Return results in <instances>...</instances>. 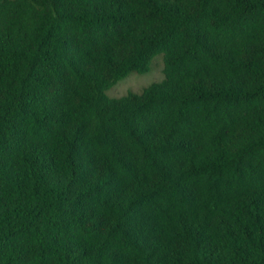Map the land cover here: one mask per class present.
<instances>
[{
  "label": "trees",
  "instance_id": "1",
  "mask_svg": "<svg viewBox=\"0 0 264 264\" xmlns=\"http://www.w3.org/2000/svg\"><path fill=\"white\" fill-rule=\"evenodd\" d=\"M0 264H264V0H0Z\"/></svg>",
  "mask_w": 264,
  "mask_h": 264
},
{
  "label": "rangeland",
  "instance_id": "2",
  "mask_svg": "<svg viewBox=\"0 0 264 264\" xmlns=\"http://www.w3.org/2000/svg\"><path fill=\"white\" fill-rule=\"evenodd\" d=\"M157 61H159V59H157ZM161 69H162V61H161V65L160 64L158 66L156 65L150 72L146 74H138V73L131 74L126 79L120 81L111 90H109L108 96L114 99H119L130 92L141 94L142 90L145 87L153 83H160L164 80V75Z\"/></svg>",
  "mask_w": 264,
  "mask_h": 264
}]
</instances>
